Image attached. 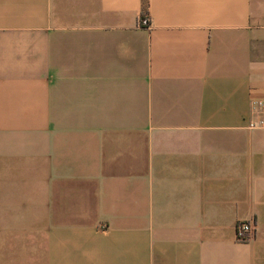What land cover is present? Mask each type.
I'll return each instance as SVG.
<instances>
[{"label":"crops","instance_id":"0c3cea01","mask_svg":"<svg viewBox=\"0 0 264 264\" xmlns=\"http://www.w3.org/2000/svg\"><path fill=\"white\" fill-rule=\"evenodd\" d=\"M252 98L264 0H0V264H264Z\"/></svg>","mask_w":264,"mask_h":264},{"label":"built area","instance_id":"2783aa9c","mask_svg":"<svg viewBox=\"0 0 264 264\" xmlns=\"http://www.w3.org/2000/svg\"><path fill=\"white\" fill-rule=\"evenodd\" d=\"M138 24L148 26V17L145 11H141ZM249 127H264V99L252 98L249 102V115L246 118ZM254 234V223L252 220H239L235 224L234 236L237 240H246Z\"/></svg>","mask_w":264,"mask_h":264}]
</instances>
